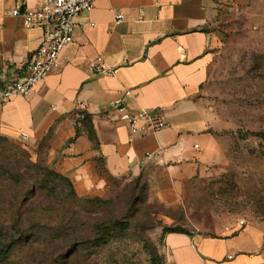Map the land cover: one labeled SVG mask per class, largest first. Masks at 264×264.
I'll use <instances>...</instances> for the list:
<instances>
[{
    "label": "crops",
    "instance_id": "crops-1",
    "mask_svg": "<svg viewBox=\"0 0 264 264\" xmlns=\"http://www.w3.org/2000/svg\"><path fill=\"white\" fill-rule=\"evenodd\" d=\"M20 2L0 0V88L22 77L42 38L11 15ZM26 4L34 9L38 0ZM217 17L215 0H97L76 18L58 67L28 98L0 104V136L36 142L50 131L47 163L80 196L102 189L104 173L136 176L149 166L163 194H176L207 139L196 97L213 62ZM139 110L161 112L167 127L133 135L122 116ZM79 112L91 117L96 144ZM161 253L166 264H264V225L226 236L166 233Z\"/></svg>",
    "mask_w": 264,
    "mask_h": 264
},
{
    "label": "rangeland",
    "instance_id": "rangeland-1",
    "mask_svg": "<svg viewBox=\"0 0 264 264\" xmlns=\"http://www.w3.org/2000/svg\"><path fill=\"white\" fill-rule=\"evenodd\" d=\"M215 1L214 58L196 97L207 139L176 194H163L154 166L136 176L103 174L102 189L85 196L66 181L52 180L44 214L64 222L71 217L59 231L65 241L61 235L49 243L42 231L31 249L20 246L0 264H166V232L226 236L246 224L264 225V0ZM50 139H10V146L51 168ZM111 219L128 229L95 245L94 224ZM70 233L75 243L67 247Z\"/></svg>",
    "mask_w": 264,
    "mask_h": 264
},
{
    "label": "trees",
    "instance_id": "trees-1",
    "mask_svg": "<svg viewBox=\"0 0 264 264\" xmlns=\"http://www.w3.org/2000/svg\"><path fill=\"white\" fill-rule=\"evenodd\" d=\"M77 115L79 117L77 121L83 126L91 142L96 144L91 117L83 112ZM47 134L51 137L50 131ZM76 134H79L78 127ZM11 144L12 140L0 136V261L10 259L20 246L31 249L42 231L48 232L49 243L56 242L62 235L59 231L64 230L63 228L66 227L71 217L64 222L65 218L53 220L44 214L50 210L51 203L45 198L47 193L54 190L51 187V181L55 179L66 181L74 192L68 178L52 168L32 162L26 151L10 146ZM95 202H100V200H95ZM103 203L109 202L103 201ZM127 229V224L119 220L102 221L94 224L92 239L95 245L104 244L116 230L124 232ZM166 233L187 234L175 231ZM62 236V240L65 241V235ZM67 237L70 238L67 247L73 246L75 243L73 234L70 233Z\"/></svg>",
    "mask_w": 264,
    "mask_h": 264
},
{
    "label": "built area",
    "instance_id": "built-area-1",
    "mask_svg": "<svg viewBox=\"0 0 264 264\" xmlns=\"http://www.w3.org/2000/svg\"><path fill=\"white\" fill-rule=\"evenodd\" d=\"M27 1L21 0L11 15L20 17L26 29H40L41 42L25 63L22 77L0 88V104L15 97L28 98L35 86L58 67L61 51L73 43L76 18L82 12H90L97 0H38L34 9L28 8ZM122 19L121 13L115 15L116 24ZM97 60L100 61L99 58ZM122 103V100H115L113 106L123 110ZM122 119L133 135H144L167 127L163 115L156 110H139L123 115Z\"/></svg>",
    "mask_w": 264,
    "mask_h": 264
}]
</instances>
